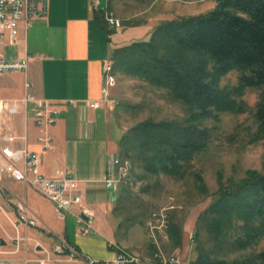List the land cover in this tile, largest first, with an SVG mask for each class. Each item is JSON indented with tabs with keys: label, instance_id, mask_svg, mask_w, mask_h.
<instances>
[{
	"label": "trees",
	"instance_id": "16d2710c",
	"mask_svg": "<svg viewBox=\"0 0 264 264\" xmlns=\"http://www.w3.org/2000/svg\"><path fill=\"white\" fill-rule=\"evenodd\" d=\"M218 2L221 9L164 20L148 39L111 50L114 74L163 89L184 108L183 119L147 118L121 135L120 158L144 176L182 180L191 175L194 157L209 140L201 122L223 113H251L255 135L264 137V0ZM108 9H96L94 19L110 36L114 30L104 20ZM231 72L237 74L236 84L222 86ZM247 89L260 90L252 108L240 99ZM193 175L198 190L205 193L202 178ZM128 182L119 184L122 193L118 190L113 215L126 209ZM168 234L172 245L181 246L182 225L172 218ZM193 236L195 257L188 264H264V247L255 251L264 241V173L249 169L239 180H218L212 201L196 218ZM245 251L246 256L231 258Z\"/></svg>",
	"mask_w": 264,
	"mask_h": 264
},
{
	"label": "crops",
	"instance_id": "0c3cea01",
	"mask_svg": "<svg viewBox=\"0 0 264 264\" xmlns=\"http://www.w3.org/2000/svg\"><path fill=\"white\" fill-rule=\"evenodd\" d=\"M111 2L105 0L103 6L110 9ZM95 4L105 8L101 0H48L46 18L23 28L16 45L4 49L8 59L30 56L31 60L25 72L0 74V100L17 108L15 114L3 115L0 125V131L16 138L11 142L0 140V145L7 143L15 149L36 152L39 171L45 177L68 173L77 180L82 205L94 214L92 223L97 234H81L72 214L58 218L50 200L20 182L5 179L0 191V215H5L13 228L10 223L17 219L13 200L16 196L26 200L38 221L36 227L18 226L19 234L26 241L18 254L0 255L7 264H24L19 258L15 262L10 259L26 254L32 242L49 249L57 243V238L68 242L85 261L59 259L46 264H87L88 260L109 262L114 255L109 244L119 242L115 234L117 223L111 222L118 196H114L105 184V180L116 173L112 160L120 158L119 137L112 133L109 109L100 99L103 66L111 60V50L124 45L119 41L122 33L114 30L107 36L97 25ZM26 81L30 84L28 90L24 87ZM26 91L58 110L55 122L49 127L53 139V149L49 151L41 149L36 142L39 130L33 121L34 104L20 101ZM94 102H98V107L90 106ZM73 211L77 212L79 208L74 207ZM7 237L9 239L0 246L13 250L12 236ZM130 251L142 257L151 253L146 248L138 249L140 253ZM35 252L41 255L39 247L35 246Z\"/></svg>",
	"mask_w": 264,
	"mask_h": 264
},
{
	"label": "rangeland",
	"instance_id": "374dc122",
	"mask_svg": "<svg viewBox=\"0 0 264 264\" xmlns=\"http://www.w3.org/2000/svg\"><path fill=\"white\" fill-rule=\"evenodd\" d=\"M101 3L102 6L105 5V0H101ZM218 3V0H112L109 10L121 21V27L113 29L122 33L120 45H127L148 39L152 29L164 20L205 14L212 11ZM115 75L116 84L111 90V102L105 105L109 109L108 122L112 133L119 139L129 128L147 118L180 120L185 117L184 108L171 100L165 90L134 77ZM236 78L235 72L228 73L221 80V85L233 86L236 84ZM259 96L260 90L247 89L240 99L252 108ZM201 126L209 133L207 146L194 157L190 168L191 175L182 180L165 176H144L139 168L129 161L131 176L128 177V184L131 195L126 201V209L118 210L111 220L117 223L115 234L119 244L139 253L138 249L146 248L151 250L149 252L152 255L156 249L148 238L147 224L153 213L161 212L167 204H173L176 207L168 212L166 231L168 233L169 220L174 219L182 225L183 241L181 246H174L168 239L160 243V248L167 255L178 254L182 263H188L194 259L195 252L187 232L194 231L198 214L212 201L218 188V180L224 183L239 180L249 169L264 173V137L255 135V123L251 113H223L217 119L203 120ZM194 172L202 178L205 193L198 190ZM121 193L119 190L120 196ZM12 229L14 228L10 227L5 215H0V240L6 241L9 239L7 236H13L16 232ZM56 244L55 242L47 249L51 252V257L67 259L64 255L58 257L54 252ZM30 246L32 247L26 254L15 255L11 257L13 259H9L15 262L18 258L23 260L43 256L37 255L38 251L35 252V246L39 247V251L42 249L41 243L32 242ZM263 247L264 241L255 251H260ZM13 250L2 249L6 253ZM248 253L249 251L234 253L231 258H241Z\"/></svg>",
	"mask_w": 264,
	"mask_h": 264
},
{
	"label": "built area",
	"instance_id": "2783aa9c",
	"mask_svg": "<svg viewBox=\"0 0 264 264\" xmlns=\"http://www.w3.org/2000/svg\"><path fill=\"white\" fill-rule=\"evenodd\" d=\"M99 7L95 4V9ZM99 9V8H98ZM48 11V0H0V74L25 72L28 68L30 56H23L16 59H8L5 56L6 47L15 46L21 30L30 23L42 21L46 18ZM104 20L111 29L121 27V21L113 16L112 13L105 10ZM116 75L114 74V64L108 60L102 69V86L100 102L107 104L111 102V90L115 87ZM24 87L29 89L30 84L25 82ZM23 103H33V121L39 130L36 136V142L45 151L53 149V139L49 132V127L55 122L58 110L50 104L38 99L28 91L20 100ZM98 102L91 103L90 106L98 107ZM17 112L15 105H10L4 100H0V125L2 117L5 114L13 115ZM15 136L6 131H0V140L11 142ZM112 164L116 168L114 176L105 180L106 187L111 189L113 195L117 194V186L121 181L127 179L130 175V162L127 159L114 158ZM5 179H11L22 183L24 187L32 188L42 196L50 200L54 205V211L58 218L64 219L66 213L72 214L76 226L83 235L97 233L92 218L93 212L82 205V195L79 189V182L72 178L68 173H61L55 177H45L39 171V157L34 151L26 148H12L9 144L0 145V191L4 187ZM14 206L17 210L16 221H11L15 230V235L11 237L14 250L10 253L2 251L0 246V255L16 254L21 249L26 238L18 232V226L36 227L38 224L34 213L29 209L24 198L13 196ZM78 207L79 211H73ZM175 205L167 204L161 212L153 213L148 224V238L155 247V251L149 257H142L119 243H111L109 246L113 249L114 255L109 262L86 261L87 264H181L182 259L178 254H165L160 248L162 241H168L167 216L168 212L175 210ZM1 209V207H0ZM188 239L193 242V232L188 231ZM37 247V246H36ZM54 252L58 255H64L68 261H85L84 258L65 240L57 238V244ZM41 258L23 259L24 264H46L48 262L59 260L51 257V252L42 248ZM0 264H7L0 258Z\"/></svg>",
	"mask_w": 264,
	"mask_h": 264
},
{
	"label": "water",
	"instance_id": "95a60500",
	"mask_svg": "<svg viewBox=\"0 0 264 264\" xmlns=\"http://www.w3.org/2000/svg\"><path fill=\"white\" fill-rule=\"evenodd\" d=\"M217 8H218V9H221V8H222V3H221V2H219V3L217 4ZM0 244L3 245V244H4V241H3V240H0Z\"/></svg>",
	"mask_w": 264,
	"mask_h": 264
},
{
	"label": "bare ground",
	"instance_id": "6f19581e",
	"mask_svg": "<svg viewBox=\"0 0 264 264\" xmlns=\"http://www.w3.org/2000/svg\"><path fill=\"white\" fill-rule=\"evenodd\" d=\"M117 243V242H116Z\"/></svg>",
	"mask_w": 264,
	"mask_h": 264
}]
</instances>
